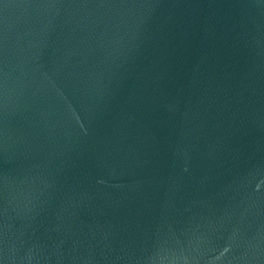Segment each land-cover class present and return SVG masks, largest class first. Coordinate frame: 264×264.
Listing matches in <instances>:
<instances>
[{"label": "water", "instance_id": "95a60500", "mask_svg": "<svg viewBox=\"0 0 264 264\" xmlns=\"http://www.w3.org/2000/svg\"><path fill=\"white\" fill-rule=\"evenodd\" d=\"M0 264H264V0H0Z\"/></svg>", "mask_w": 264, "mask_h": 264}]
</instances>
